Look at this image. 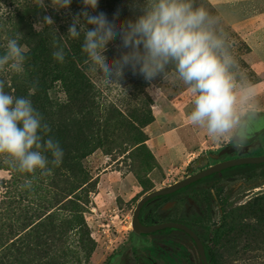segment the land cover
<instances>
[{"label": "rangeland", "instance_id": "obj_1", "mask_svg": "<svg viewBox=\"0 0 264 264\" xmlns=\"http://www.w3.org/2000/svg\"><path fill=\"white\" fill-rule=\"evenodd\" d=\"M17 3L0 0V41L14 34ZM197 4L217 19L218 29L226 34L237 62L235 71L255 86L258 115L264 116V0H197ZM107 18L111 21L113 16ZM125 21L117 18L118 25ZM120 45L119 36L107 45L104 55L109 62L125 51ZM76 69L92 83L100 105L87 130L102 137L109 127L108 141L79 161L76 170L51 164V154L43 153L50 175H41V170L35 176L22 173L0 156V264H199L194 246L184 236H166L161 241L136 237L132 213L147 193L191 176L201 165L200 155L245 141L214 143L205 129L191 124L187 114L194 107L193 98L177 77L157 76L149 82L126 68L119 81L123 91L105 83L98 76L102 72L89 71V63L82 59ZM11 72L5 66L0 74L6 77ZM68 95L60 83L48 93L53 104L63 105L59 124L64 126L70 119L67 129L79 118L75 106L79 99L71 103ZM146 104L153 122L141 131L134 127L140 131L134 134L127 120H134ZM115 111L122 115L123 124L118 121L115 126ZM106 116L113 118L108 126L103 124ZM257 139L254 149L264 153V132ZM63 152L65 156L66 147ZM255 175L245 185L225 181L224 206L216 205L208 218L187 221L210 249L211 264H264V166ZM28 179L31 188L24 187ZM81 183L84 187L76 191ZM252 189L251 194L245 193ZM188 193L155 199L143 207L140 220L185 218L191 212ZM182 253L188 260L182 259Z\"/></svg>", "mask_w": 264, "mask_h": 264}, {"label": "clouds", "instance_id": "obj_2", "mask_svg": "<svg viewBox=\"0 0 264 264\" xmlns=\"http://www.w3.org/2000/svg\"><path fill=\"white\" fill-rule=\"evenodd\" d=\"M38 9L45 10V0H34ZM72 0H51L56 11L69 9ZM84 8L72 18L67 36L78 39L83 33L82 51L87 55L89 71L105 83L119 84L125 69L137 71L146 81L157 76L169 75L182 80L193 98L194 107L187 114L188 121L205 129L214 143L232 141L243 143L248 139L251 125L260 111L255 86L235 71L237 62L229 51L231 45L226 34L217 27V19L197 0H133V10L141 14L134 20L118 25L119 13L110 21L95 11L98 0H82ZM5 11H8L4 7ZM42 25L53 27L54 20L45 15ZM91 26V27H89ZM119 36L125 49L118 58L109 62L104 53L107 45ZM16 38L7 39V51L0 56V71L5 69L16 74L25 72L27 46ZM63 63V48L53 53ZM5 81L0 80V156L11 162L18 171L35 176L50 175L49 160L43 154L50 153L51 164L59 166L64 152L58 141L51 136V127L44 122L41 113L26 97H15L5 92ZM36 85L29 90L34 94ZM126 93V92H125ZM32 180L24 182L31 188Z\"/></svg>", "mask_w": 264, "mask_h": 264}, {"label": "trees", "instance_id": "obj_3", "mask_svg": "<svg viewBox=\"0 0 264 264\" xmlns=\"http://www.w3.org/2000/svg\"><path fill=\"white\" fill-rule=\"evenodd\" d=\"M18 1L17 7L19 9L14 12L16 15L12 22L15 31L14 34L9 35V38H16L17 32L23 35L19 42L21 45L27 46L25 72L23 74L5 73L6 77L9 76V80L0 74V80L5 81V92L15 97H26L31 100L34 108L43 116L44 122L51 127V132L45 136V139L51 136L59 142L63 151L66 147L62 166H68L69 170L72 168L76 170V167H79V161L86 159L96 150L102 148V144L108 141L107 134L109 132V127L104 128L103 134L105 135L100 137L92 135L87 130V126L90 127L95 121L94 112L100 110V105H97L95 101L94 86L88 82L86 76L76 69V63H79L81 59L84 62L87 61V55L82 51L83 33L78 39L67 36L73 16L84 8L82 0H72L69 9L59 11L50 6L51 0H45V10L38 9L34 0ZM21 1L23 2L22 5ZM143 2L144 0H139L140 4H143ZM132 4L133 0H98V7L95 11L85 10L89 11L91 15L103 12L107 17L114 16L118 12L119 21L122 19L134 20L141 12L139 8L133 10ZM45 15L53 18V27L57 29L56 33L50 26L40 25L39 22L42 21ZM35 26H38L39 29H35ZM6 45V40L0 41V56L6 53ZM58 47L63 48L65 53L63 63L58 62L53 56ZM56 83H60L62 87L66 88V92L69 94L68 100L71 103L79 99L77 101L78 105H75L79 109L77 113L79 118L72 121V124L76 125L69 129L67 127L71 125L69 124L70 119L66 120L64 126L59 124L63 105L53 104L48 96ZM33 84L36 85V91L34 94L29 95V90ZM105 108L102 112H105ZM116 114L115 126H117L118 121L123 124L119 120L122 115L118 111ZM99 118L101 117L98 116ZM103 119L104 126H108V122L113 120V118L110 119L107 116ZM127 121V124L133 127L134 134L140 133L142 128L153 122L150 106L148 104L144 105L142 113H136L134 120L129 117ZM96 126L100 127V124L97 123ZM134 127L139 128L140 131L138 132ZM141 143L142 141L139 144ZM108 144L112 145L113 143ZM72 153L75 156H71ZM83 187L84 185L81 183L76 191ZM148 222H151V218H148ZM107 264H113V262L109 261Z\"/></svg>", "mask_w": 264, "mask_h": 264}, {"label": "flooded vegetation", "instance_id": "obj_4", "mask_svg": "<svg viewBox=\"0 0 264 264\" xmlns=\"http://www.w3.org/2000/svg\"><path fill=\"white\" fill-rule=\"evenodd\" d=\"M263 132H264V116L258 115L257 119L251 125L248 139L245 141L244 144L235 145L234 147H222L220 151H216V152L210 151L207 153V155H202V156L200 155L199 156L200 159H198V162H200L201 165L200 167L197 168V170L193 174H191V176L201 171H204L212 166H215L217 164L224 163L227 161H233V160L243 159V158L263 157L264 153H258L259 148L256 150L254 149L256 142H258L259 144L257 137H259V135ZM263 166L264 164H259V165L246 164V165L223 169L220 172L211 174L197 182L190 184L189 186L171 195H168L169 197L171 196L173 197L175 195L181 194L186 191L189 192L188 199L190 201L188 203V208L191 209V212L187 213L188 215L186 216L187 218L185 217L181 219H173V220L157 221V222L153 220H151V222H148V221L143 222L140 220V216H139L140 223L144 226H151V225H156V224H161V223H179V224L187 226L198 236L200 242L203 245L207 262L208 264H211V262H213V258H212L210 249L208 248L207 244L200 239L199 234L191 226H189V224H187L188 219H190L191 217L192 219L194 218L197 220V217L208 218L209 216H211L213 209L215 208L216 205L218 207H221L220 203H222L223 206L225 204L226 196L223 193L224 192L223 185L225 181H230L233 184H235L234 181L236 180V181H240L241 185H245V183L252 182L256 178L255 174L257 172V168L263 167ZM187 177H190V176H187ZM251 191L254 192V190L252 189V190L246 191L245 193L251 194ZM168 196H163V197H158V198H167ZM168 207H170V205L165 206L164 210L168 209ZM153 222H156V223H153ZM176 234L178 236L180 235L181 237L184 236L188 240L191 241L197 253L199 264H203L202 261L200 260V255L197 250L195 242L182 231L174 230V229H164L162 231H157L152 234H143V235L136 234L137 235L136 237H143V238H148V239H159L161 241L163 237L172 236V235L176 236ZM180 256L182 257V259L188 260V257L186 256V254L182 253Z\"/></svg>", "mask_w": 264, "mask_h": 264}, {"label": "water", "instance_id": "obj_5", "mask_svg": "<svg viewBox=\"0 0 264 264\" xmlns=\"http://www.w3.org/2000/svg\"><path fill=\"white\" fill-rule=\"evenodd\" d=\"M259 165L264 164V156L263 157H256V158H243V159H237L233 161H227L224 163L217 164L215 166H212L204 171H201L195 175H192L190 177L185 178L184 180H181L179 182H176L170 186H167L165 188L152 191L150 193H147L144 195L136 204V207L132 213V219H131V227L135 234L137 235H143V234H152L157 231H162L164 229H174L184 232L186 235H188L196 244L197 250L200 255V260L203 264H208L204 248L202 243L200 242L198 236L187 226L179 224V223H161L151 226H144L140 223L139 216L141 213L142 208L150 201L163 196L171 195L190 184L197 182L211 174L220 172L223 169L235 167V166H241V165Z\"/></svg>", "mask_w": 264, "mask_h": 264}]
</instances>
